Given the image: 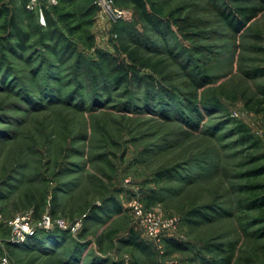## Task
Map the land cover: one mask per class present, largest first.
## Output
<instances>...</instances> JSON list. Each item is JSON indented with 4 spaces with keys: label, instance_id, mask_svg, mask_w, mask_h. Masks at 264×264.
Listing matches in <instances>:
<instances>
[{
    "label": "rangeland",
    "instance_id": "374dc122",
    "mask_svg": "<svg viewBox=\"0 0 264 264\" xmlns=\"http://www.w3.org/2000/svg\"><path fill=\"white\" fill-rule=\"evenodd\" d=\"M40 1L54 0L30 1L45 24ZM160 1L171 26H138L152 49L146 54L164 60L156 85L173 89V97L162 98L154 86L155 103L147 100L146 81L135 82L129 91L126 86L95 88L99 102L94 103L89 81L74 77V60L60 67L38 35L24 58L13 54L3 47L0 20L5 61L0 72V264L4 258L8 264H66L65 253L77 243L78 264H205L230 249L232 264H264L261 210L250 208L255 201L241 189L264 183V113L251 109L253 100L264 96V11L239 33L222 17L227 6H264V1ZM111 5L99 8L91 31L98 48L113 52L117 36L126 37V32L115 35V24L132 21L133 12ZM115 9L123 12L121 18L114 16ZM41 55L50 64L31 81L32 71L44 63ZM59 74L61 80L55 81L52 76ZM46 80L64 95H74L63 102L43 94ZM193 93L199 128L187 123L189 115L178 103ZM237 121L248 127L251 139L238 131ZM254 171L259 175L251 176ZM53 192H58L56 205ZM115 203L121 213L112 211ZM94 206L106 213L86 219ZM198 211L206 217L193 214ZM47 214L51 228L42 225ZM18 216L35 231L13 243ZM56 226L75 239L62 238V248L54 253L9 247L25 246L38 229ZM131 233L149 248L129 244ZM169 241L187 248L174 250Z\"/></svg>",
    "mask_w": 264,
    "mask_h": 264
},
{
    "label": "trees",
    "instance_id": "16d2710c",
    "mask_svg": "<svg viewBox=\"0 0 264 264\" xmlns=\"http://www.w3.org/2000/svg\"><path fill=\"white\" fill-rule=\"evenodd\" d=\"M30 1L0 0V20H3L1 28L4 36H2L4 48L24 58L27 51L32 48L30 42L34 36L38 35V43L48 48V50L58 57L60 67H65L69 61L74 60L72 64L74 77L79 82L80 75H83L89 81L90 87L94 89H92L94 103L99 102L97 98L99 90H95V88L108 90L109 88L126 86L127 91H129L135 82L143 83V81H146L150 86L146 92V94H149L147 98L148 102H154L153 100L156 98L154 86H157L162 98L167 97V95L173 97V89L171 87L163 84L156 85L155 74L162 72L164 60L146 54L147 50L152 49L147 44L146 38L143 37V33L138 30L139 25L157 28L159 25L165 23L167 27L171 26L172 22L169 20V14L160 0H112L114 6L120 8L128 6L133 12L132 21L117 20L114 30L115 35H118V32H126V37L117 36L119 43L114 44L113 52L98 48L95 36L91 31V25L100 8L96 0H54V2L49 3L40 1L39 8L43 12L45 24L39 22L37 7H31ZM262 11H264V6L262 5H250L246 2H241L232 7L227 6L222 11V17L235 33H239ZM25 20H28L29 23H25ZM126 38L128 41H125ZM87 50H92L96 56H89L86 53ZM166 51L170 55H174L168 48H166ZM41 59H44V63L37 67L38 73L35 69L32 71L31 81L37 79L40 71L42 76L44 64L46 62L49 63L47 57L43 58V55H41ZM4 63L5 61L0 58V72L3 70ZM48 63L47 65L50 64ZM145 70H149L150 73H145ZM45 75L49 77L50 73ZM60 77V74L52 76L55 81L61 80ZM203 85L205 84H200V87H203ZM43 86L45 88L43 94L52 93L56 97L55 99H59V101L62 100L64 102L65 99L74 95L72 92L64 95L63 91L59 90V88L57 90L51 88L48 80L45 81ZM108 93L109 91L105 95L108 96ZM43 94L37 99L39 103L44 101ZM195 101L196 95L193 93L187 96V101L183 100L181 102L180 100L178 103L180 107L182 105L181 108L185 109L184 111L187 113L183 115L185 117L189 115L185 118L187 123L192 128H199L200 119L196 116L198 107ZM247 103H249V100ZM253 103L254 105L251 106L252 110L257 113H264V96L253 100ZM158 105H161V101H159ZM167 106L165 105V107ZM168 111L167 108H163V115L168 117ZM192 119H196V122H191ZM237 125L238 131L242 133L245 139L252 138L248 127L244 123L237 121ZM162 175L160 174L161 177ZM257 175L259 174L255 173V171L251 174L254 177ZM241 189L250 193V196L255 201L254 205L250 206V208H259L261 212L257 216V219L264 222V183L245 184L241 186ZM52 201L54 205L57 204L58 192H53ZM39 208L40 206H37V211ZM112 211L121 213L122 208L119 204L115 203ZM110 212L107 214H110ZM52 213H55V211H52ZM102 213H106V210L102 209L101 206H94L86 219L88 217H102ZM193 214L206 217L204 212L198 211ZM64 237L66 241H74L75 239L71 231L62 230L57 226L51 230L38 229L34 236L29 237L25 246L9 245V247L11 249L38 248L44 252L54 253L59 247L62 248L64 240L61 242V239H64ZM78 241L76 239V242ZM128 243L143 250L149 248L134 233L130 234ZM80 246L81 244L77 243L74 245L73 250L65 253L67 255L66 261H68L66 264H78ZM168 246L174 250L187 248L184 244L176 241H169ZM50 249L51 251H48ZM223 253L217 259L206 260L205 264H232L234 259L233 250H223ZM71 260L72 262H70Z\"/></svg>",
    "mask_w": 264,
    "mask_h": 264
},
{
    "label": "built area",
    "instance_id": "2783aa9c",
    "mask_svg": "<svg viewBox=\"0 0 264 264\" xmlns=\"http://www.w3.org/2000/svg\"><path fill=\"white\" fill-rule=\"evenodd\" d=\"M96 3L98 4V6L100 8H104L106 5H108V7L110 8L112 5L111 3H113L112 0L105 1V0H96ZM114 16L116 18H121L123 16V12L121 10L115 9L114 10ZM15 232L13 234V238H12V242H21L22 240H25V238L29 235L34 233V228L33 226L30 225L28 219L26 220L24 216H18L15 219ZM57 224H59L60 227L66 228V224L63 220H57L56 221ZM43 227L45 228H51V226L54 225L52 218L49 214L45 215L43 218V222H42ZM155 231L151 230V233H153ZM2 264H8V260L7 258H4L3 263Z\"/></svg>",
    "mask_w": 264,
    "mask_h": 264
}]
</instances>
